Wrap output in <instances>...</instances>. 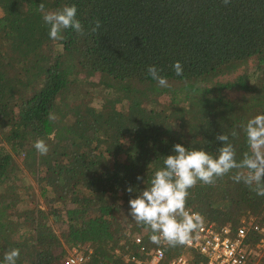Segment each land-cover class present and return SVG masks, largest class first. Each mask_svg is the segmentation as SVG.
I'll return each instance as SVG.
<instances>
[{
  "label": "trees",
  "instance_id": "1",
  "mask_svg": "<svg viewBox=\"0 0 264 264\" xmlns=\"http://www.w3.org/2000/svg\"><path fill=\"white\" fill-rule=\"evenodd\" d=\"M41 3L74 4L85 35L69 28L50 39ZM259 113L264 0H0V264L12 248L16 264H64L78 243L90 247L86 264H136L131 254L145 257L136 235L146 250L157 245L128 216L129 198L176 143L215 154L216 135L235 129L239 159L240 126ZM231 175L198 183L186 206L231 235L243 227L253 246L264 239V196ZM163 246L162 263L178 255L205 263L186 244Z\"/></svg>",
  "mask_w": 264,
  "mask_h": 264
},
{
  "label": "clouds",
  "instance_id": "2",
  "mask_svg": "<svg viewBox=\"0 0 264 264\" xmlns=\"http://www.w3.org/2000/svg\"><path fill=\"white\" fill-rule=\"evenodd\" d=\"M227 5L230 0H222ZM44 23L48 26L50 39L62 41L64 30L73 29L78 35L84 36L85 29L77 19V8L74 4L65 5L54 11L45 10L43 3L39 5ZM101 28L100 20H95L90 28L91 33H97ZM177 75L182 74L179 61L173 63ZM148 74L162 87H167L166 78L154 65L147 68ZM53 119L54 114H49ZM244 133L246 151L237 159V150L229 135L238 138L234 129L230 134L218 133L216 140L222 142L215 154L204 148H186L180 143L173 146V153L164 156L163 166L155 170L148 181V186L135 196L129 198L128 216L137 225L146 226L150 231V240L156 245L169 247L188 244L193 232L204 223L203 216L191 212L187 208L189 190L198 183L215 185L217 179L232 174L230 178L237 183H243L258 196H264V113L256 114L240 126ZM34 148L47 155L49 148L42 139L34 142ZM137 180L143 179L139 175ZM145 182V181H144ZM128 193L135 189L126 187ZM19 249L12 248L5 252L4 264H16L19 259Z\"/></svg>",
  "mask_w": 264,
  "mask_h": 264
},
{
  "label": "built area",
  "instance_id": "3",
  "mask_svg": "<svg viewBox=\"0 0 264 264\" xmlns=\"http://www.w3.org/2000/svg\"><path fill=\"white\" fill-rule=\"evenodd\" d=\"M193 212V211H191ZM235 235H231L228 226L216 227L213 223L203 225L192 233L187 246L195 249L205 258L204 264H247L250 247L245 241V229L239 228ZM134 242L139 244V249L145 251V257L136 254L129 257L136 264H187L184 255L173 257L162 263L164 258L163 244L146 250L140 235L134 237ZM90 247L78 243L67 249L64 264H86Z\"/></svg>",
  "mask_w": 264,
  "mask_h": 264
},
{
  "label": "rangeland",
  "instance_id": "4",
  "mask_svg": "<svg viewBox=\"0 0 264 264\" xmlns=\"http://www.w3.org/2000/svg\"><path fill=\"white\" fill-rule=\"evenodd\" d=\"M120 108H124V104L119 105ZM250 252L247 257V264H264V239L261 240L259 243L249 246ZM70 247H66L67 249H70Z\"/></svg>",
  "mask_w": 264,
  "mask_h": 264
}]
</instances>
